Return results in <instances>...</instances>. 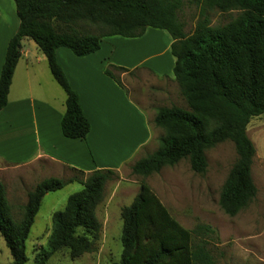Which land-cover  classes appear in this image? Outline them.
<instances>
[{"label": "trees", "instance_id": "obj_1", "mask_svg": "<svg viewBox=\"0 0 264 264\" xmlns=\"http://www.w3.org/2000/svg\"><path fill=\"white\" fill-rule=\"evenodd\" d=\"M196 1L241 12L220 26L203 18L186 34L177 16L182 0H14L20 22L8 42L0 72V110L7 104L22 40L32 39L66 94L60 122L63 136L85 139L90 122L57 59V49L66 47L76 56H85L100 49L104 36L138 37L148 27L166 30L173 39L174 79L188 109L157 107L153 124L163 129L158 147L136 160L131 172L148 176L188 159L193 171L204 173L205 151L230 140L237 159L221 187L219 206L226 214L236 215L257 194L251 174L256 149L247 125L253 117L264 114V0ZM80 20L105 30L82 33L74 27ZM105 73L115 78L108 66ZM116 178L113 169H96L82 178H44L27 192L19 220L11 215L6 187L0 181V234L10 250V264L27 261L25 242L43 196L71 182L82 188L68 197L63 209L52 214L47 248L35 264H44L62 249H68L72 259L93 252L101 230L96 210L103 201L106 183ZM120 216L122 252L113 264H215L204 243L194 244L192 239L193 232L209 231L210 226L198 224L194 231L184 227L145 182H140Z\"/></svg>", "mask_w": 264, "mask_h": 264}, {"label": "crops", "instance_id": "obj_2", "mask_svg": "<svg viewBox=\"0 0 264 264\" xmlns=\"http://www.w3.org/2000/svg\"><path fill=\"white\" fill-rule=\"evenodd\" d=\"M19 22L14 0H0V72L8 42L18 30ZM152 30L163 37L161 50L145 55L139 49L127 48L126 44L141 41ZM161 30L148 27L141 36L131 38L104 36L100 49L85 56H76L66 47L57 49V59L90 122L85 139L63 136L60 122L65 112V91L46 73L43 64L44 58L46 62L47 59L37 44L29 38L22 40L7 104L0 110V181L6 187V196L7 170L18 178L32 169L40 175L47 173V177L63 179L74 176L72 172L83 171L86 175L96 169H113L117 174L115 192H138L139 186L136 189L129 185L125 174L138 160H133L134 155L158 139L153 124L160 106L156 100L165 96L167 90L162 85L150 90L146 97L134 94L124 78L135 69L147 68L158 78L175 80L173 39ZM165 61L169 67L159 70L157 64ZM107 66L115 78L105 73ZM123 180L126 182L122 183ZM135 183L140 185L138 181Z\"/></svg>", "mask_w": 264, "mask_h": 264}, {"label": "rangeland", "instance_id": "obj_3", "mask_svg": "<svg viewBox=\"0 0 264 264\" xmlns=\"http://www.w3.org/2000/svg\"><path fill=\"white\" fill-rule=\"evenodd\" d=\"M240 12V9L220 10L202 1L182 0L177 16L184 24L185 33L190 34L197 22L203 18H207L212 26H220L235 18ZM74 27L82 33L98 34L105 30L84 20L75 22ZM154 31L152 30L141 41L126 44L127 48L139 49L145 55L161 50L163 37L159 35L160 32ZM161 31L168 34L166 30ZM38 53L40 54V51ZM43 67L46 73L52 76L45 58ZM157 67L163 70L169 65L165 61L164 64H157ZM124 79L131 92L144 94L145 97L150 90L163 85L167 94L158 97L159 101L156 100L158 106L177 105L188 109L175 80L169 81L167 77L158 78L147 68L135 69ZM155 129L159 136L163 134L162 128L155 126ZM247 134L256 149L251 174L257 187V194L253 201L234 216L226 214L219 206L221 187L237 159L235 146L230 140L220 142L205 151L207 168L204 173L193 171L188 159H182L177 164L165 166L159 172L148 176L133 174L131 169H127L125 174L127 183L129 182L128 184L136 189L139 184L135 181L145 182L150 186L171 215L184 227L194 231L198 224L210 226L209 231L193 232L192 239L194 244L204 243L215 264H264V114L250 120L247 125ZM157 146L158 140L155 144L152 142L146 150L136 153L133 160L150 154ZM125 169L126 167L123 168L124 171ZM46 174L40 175L36 169H32L28 170L24 176L17 178L10 170H7L5 175L7 200L15 220H19L22 216V206L27 201V192L36 185L39 178L40 181L41 178H47ZM71 175L83 177L78 172H72ZM124 182L126 181L123 180L122 183ZM116 183L117 179L106 183L104 196L107 200L102 201L96 210L101 230L95 250L72 259L68 249H62L44 264H113L120 259L122 252L120 207L130 204L135 193L128 186L129 193L118 194L114 187ZM81 188L82 185L78 182H71L62 189L47 192L43 196L25 242L27 256L25 264H35L41 258L40 254L47 248L52 227V214L63 209L68 197ZM11 262L10 250L0 234V264Z\"/></svg>", "mask_w": 264, "mask_h": 264}]
</instances>
